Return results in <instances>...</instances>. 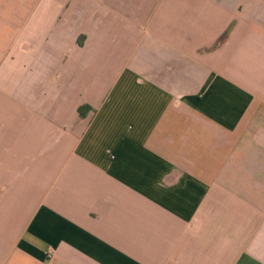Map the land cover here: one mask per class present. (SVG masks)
I'll return each instance as SVG.
<instances>
[{
	"label": "crops",
	"instance_id": "0c3cea01",
	"mask_svg": "<svg viewBox=\"0 0 264 264\" xmlns=\"http://www.w3.org/2000/svg\"><path fill=\"white\" fill-rule=\"evenodd\" d=\"M0 264H264V0H0Z\"/></svg>",
	"mask_w": 264,
	"mask_h": 264
}]
</instances>
